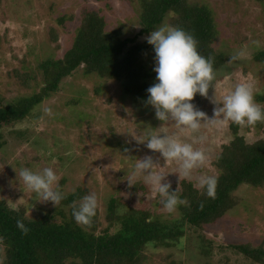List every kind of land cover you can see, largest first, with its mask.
I'll list each match as a JSON object with an SVG mask.
<instances>
[{
	"label": "rangeland",
	"instance_id": "obj_1",
	"mask_svg": "<svg viewBox=\"0 0 264 264\" xmlns=\"http://www.w3.org/2000/svg\"><path fill=\"white\" fill-rule=\"evenodd\" d=\"M188 2L205 5L212 11L217 28L213 47L217 55L224 53L227 57L215 72L209 96L197 94L192 103L212 117L216 105L211 98L215 90L219 98L230 93L238 83H247L256 90L255 102L264 107V102L257 99L264 92V61L255 58L264 48L257 49L252 43L259 40L264 44V2ZM84 7L99 11L108 30L122 26L123 37L137 36V42L149 47L144 60L154 69V48L147 43V36H140L138 1L0 0V103L31 96L40 90L43 85L40 77L29 83L23 77L38 71L42 60L62 58L72 47ZM63 16L65 24L59 21ZM240 50H244L245 57L230 61ZM164 123L156 118L151 105L134 104L120 82L87 75L78 69L63 80L59 91L37 105L25 121L4 127L8 141L0 149V199L14 208H25L31 216L40 210L52 209L55 205L51 202H36L31 192L23 191L17 177V171L24 167L33 170L52 167L59 176L64 195L78 187L86 189V195H96L102 227L108 224L106 216L112 198L164 219L181 218L180 203L169 213L151 183L139 179L135 186H128L127 173L139 158L148 155L153 157L155 171L166 176L165 183L180 181L177 162H166L159 153L147 149L146 142L138 143L129 132L138 139H146L149 132L167 130L169 135H176L202 150L206 164L194 169L192 177L187 179L195 185L200 176H218L214 164L222 146L234 138V133L231 122L202 121L198 132L181 131L174 122ZM239 134L250 142L255 141L264 134V122L240 127ZM234 195L238 204L217 222L188 231L170 246L148 247L145 264H257L232 246L257 247L264 243V187L244 184Z\"/></svg>",
	"mask_w": 264,
	"mask_h": 264
},
{
	"label": "trees",
	"instance_id": "obj_2",
	"mask_svg": "<svg viewBox=\"0 0 264 264\" xmlns=\"http://www.w3.org/2000/svg\"><path fill=\"white\" fill-rule=\"evenodd\" d=\"M138 1L141 6L140 36H148L162 24L176 26L193 35L200 53L213 63L214 73L227 61L226 54H216L217 36L212 11L205 5H191L188 0ZM264 2V0H257ZM65 16L59 18L65 24ZM72 47L62 58H47L23 79H42L40 90L0 103V149L7 143L4 127L25 121L32 110L60 90L65 78L78 69L105 80H116L137 106L147 101V89L155 83L153 68L144 53L148 46L138 37H123V29L108 30L106 20L95 9L84 7ZM154 48V47H153ZM256 60L264 61V51ZM257 99L264 102V92ZM234 138L222 146L215 162L218 170L216 196L208 197L203 189L187 179L170 183V191L179 196L183 215L176 220L164 219L149 210H138L112 198L106 216L107 226L99 219V210L87 227L78 225L72 215L86 189L78 187L65 195L58 207L31 216L25 208H14L0 199V264H145L148 247H167L204 225L217 222L237 204L235 191L241 185L264 187V134L248 141L239 134L240 126L231 124ZM10 131H15L11 129ZM12 134V132H11ZM142 191V190H139ZM17 220H23L25 235ZM234 250L257 264H264V243L260 246L233 245Z\"/></svg>",
	"mask_w": 264,
	"mask_h": 264
},
{
	"label": "clouds",
	"instance_id": "obj_3",
	"mask_svg": "<svg viewBox=\"0 0 264 264\" xmlns=\"http://www.w3.org/2000/svg\"><path fill=\"white\" fill-rule=\"evenodd\" d=\"M145 39L154 47L153 70L156 73V83L147 89L146 103L155 109L156 118L165 122L164 125L174 122L181 131L190 129L192 132H198L202 121L211 124L231 122L240 127L264 122V107L255 102L256 90L247 83H238L230 93L219 98L215 90V95L211 98L216 105L212 117L198 110L192 103L197 94L207 98L209 88L214 86L215 80L213 63L200 53L193 35L182 28L162 24L152 30ZM252 43L257 49L264 48V44L259 40ZM244 57V50H240L230 57V61ZM129 134L138 143L146 142L147 149L159 153L166 162H177L179 170L176 173L179 174L180 180L190 179L194 169L206 164V155L202 150L196 149L193 143L185 142L176 135H169L167 130L149 132L146 139H138L131 132ZM154 165L151 155L139 158L131 172L126 175L128 186L131 188L139 179H144L159 193L163 207L169 213L174 212L178 203L183 201L178 200L176 190L170 191L171 185L164 182L166 176L158 174ZM17 173L22 190L31 192L34 201L51 202L58 207L65 199L59 187V176L52 167L39 170L24 167ZM217 183L215 176H200L194 187L203 189L208 197L214 199ZM96 209L97 197L90 193L82 197L78 206L73 207L72 215L78 225L87 227L95 216ZM16 223L27 235L29 228L23 220H17Z\"/></svg>",
	"mask_w": 264,
	"mask_h": 264
}]
</instances>
